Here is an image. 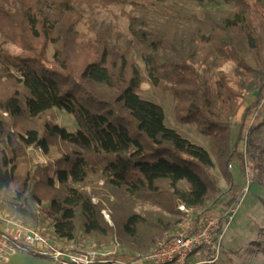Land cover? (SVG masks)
<instances>
[{
	"label": "trees",
	"instance_id": "16d2710c",
	"mask_svg": "<svg viewBox=\"0 0 264 264\" xmlns=\"http://www.w3.org/2000/svg\"><path fill=\"white\" fill-rule=\"evenodd\" d=\"M149 1L19 0L17 9L0 4V209L26 225L48 222L54 239L74 241L78 248L87 243L111 248L117 235L121 254L142 255L165 231L178 229L181 219L172 223L161 214L135 212L136 200L159 202L176 214L182 211L175 202L203 209L221 200V188L208 173L214 166L210 152L168 127L164 108L141 96L145 77L137 61L112 43L110 29L94 37L79 30L83 5ZM223 4L233 7L206 9L183 23L169 15L149 28L147 11L130 19L148 79L172 93L177 120L219 140L222 170L235 155L233 129L241 104L250 103L251 110L264 90V69L248 64L233 36L238 30L251 49L258 48L255 21H264V0ZM9 43L22 51L12 53ZM229 61L235 79L222 69ZM56 109L73 115L78 129L56 123ZM56 142L73 148L54 166L33 168L28 148L48 154ZM181 181L187 190L179 187ZM104 201L113 209L114 226L102 213Z\"/></svg>",
	"mask_w": 264,
	"mask_h": 264
},
{
	"label": "rangeland",
	"instance_id": "374dc122",
	"mask_svg": "<svg viewBox=\"0 0 264 264\" xmlns=\"http://www.w3.org/2000/svg\"><path fill=\"white\" fill-rule=\"evenodd\" d=\"M0 4L6 8L12 7L13 9H17L19 0H0ZM232 7L233 6L224 5L223 0H169L165 4L159 3L156 0H151L149 2H141L138 5L126 3L114 4L108 7L101 4H96L92 7L83 5L84 19L78 26L80 31L87 32L91 37H94L96 31L110 29L112 32V37L110 39L112 43L118 46L119 49H122L121 51H123L128 58H134L142 69L145 80L141 85V96L146 100L161 105L165 111V124L177 130L181 135L188 138L193 143L206 148L214 160V166L208 169V173L221 188V200L218 203H212V205L207 208H192L186 211L184 203L175 202L174 207L176 210L182 211V213L177 214L174 213L176 211H167L168 208H166L167 210L163 209L158 204L159 202L136 200L134 203L133 210L135 212L144 215L149 212L161 214L167 217V219H170L172 223L175 222L176 219H181V221L178 222V224L181 222L179 227L188 217L193 216L194 219L199 217L202 211H211L223 215L222 229L223 231L225 230V232L223 234L224 239L220 258L216 262H208L207 251L205 249H200L191 255L188 264H264V151L261 152L262 149L264 150V90L259 93L256 98L258 100L251 110L248 108L251 104L243 102L235 119L237 123L233 129V142L235 146L234 144L232 146L235 155L230 158L232 166L229 169L227 165L223 167V170H227L228 174L231 176L232 180H230L228 174L222 170L218 163L219 140L215 137L202 134L195 124L182 123L177 120L175 114V100L172 93L162 85H153L148 79L146 65L141 54L142 50L137 46L130 30V19L132 15L141 16L147 11L151 23L149 28H152L169 15H174L180 23H183L188 18L195 15L202 17L206 9H228ZM255 25L258 29L257 35L259 40L257 49H251L245 34L240 33L238 30L234 31L233 36L238 43L239 51L246 58L248 64L253 67L264 69V21L259 25L256 20ZM1 45L2 37L0 34V47ZM8 47L12 53L18 54L22 51L19 46L12 43H9ZM209 49L212 54H214V50L211 47H209ZM52 54L53 48L50 47L48 50L49 59H51ZM234 68L235 64L231 61L227 62L222 67V69L227 72L230 79L236 78ZM214 75L215 70L210 74L212 82L215 79ZM254 100H252V102ZM55 116L56 123L59 125L66 127L70 131H76L78 129V124L73 115L63 110L56 109ZM21 129V124L16 126V130ZM249 140H253L254 146L251 145L250 142L249 146L253 148L256 153L254 159L251 158L249 150L247 151V143ZM72 148L73 146L70 144L56 142V147L47 154L42 148L32 146L28 148V156L31 159L33 168L39 165L50 167L51 165L54 166L56 158L59 157L62 152H67ZM247 170L250 172L248 173ZM248 179L250 180L249 183ZM103 184L104 181L101 180L100 185L102 186ZM247 184L249 185V190L245 193L244 189ZM179 187L185 190L189 188L188 184L184 181L179 183ZM85 188L90 189L91 185H87ZM106 195L110 200H115V197L110 192H106ZM93 200L94 202H98L99 197L95 196ZM159 201L167 204L165 200L159 199ZM104 204L106 207L102 210V213L105 219L114 226L113 209L109 203L104 201ZM233 209V218L230 223L227 224V213ZM41 227L46 229V233L50 237L51 230L48 226V222ZM168 230L163 233V236L158 240L157 244L174 231ZM115 240H117L116 243L120 244L117 235L114 236V241ZM84 249L94 250L96 248H94L92 244L87 243ZM100 249H110V247ZM124 256H126V258L129 257V259H127L129 261L132 258L139 257L138 254H126ZM120 257L122 256L119 255L118 258ZM2 264L58 263L50 258L31 253L27 250H22L11 257L10 261Z\"/></svg>",
	"mask_w": 264,
	"mask_h": 264
},
{
	"label": "built area",
	"instance_id": "2783aa9c",
	"mask_svg": "<svg viewBox=\"0 0 264 264\" xmlns=\"http://www.w3.org/2000/svg\"><path fill=\"white\" fill-rule=\"evenodd\" d=\"M248 190L247 184L244 192ZM184 208L186 211L192 209L186 205ZM201 213L196 219L188 217L151 252L129 261V257L124 256L126 254L120 253L119 243L110 249H81L74 241L49 237L45 228L26 225L16 215L0 210V264L10 261L22 250L50 258L58 264H188L192 254L205 249L207 261L216 262L220 258L224 239L223 215L211 211ZM233 215L234 209L227 213V224ZM119 255L122 257L118 258Z\"/></svg>",
	"mask_w": 264,
	"mask_h": 264
}]
</instances>
